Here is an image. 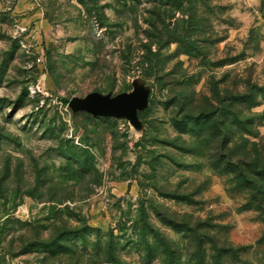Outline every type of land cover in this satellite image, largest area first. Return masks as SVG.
Instances as JSON below:
<instances>
[{
    "label": "rangeland",
    "instance_id": "rangeland-1",
    "mask_svg": "<svg viewBox=\"0 0 264 264\" xmlns=\"http://www.w3.org/2000/svg\"><path fill=\"white\" fill-rule=\"evenodd\" d=\"M163 1L0 0V264H264V0L199 4L195 52ZM134 89L137 125L68 106Z\"/></svg>",
    "mask_w": 264,
    "mask_h": 264
},
{
    "label": "trees",
    "instance_id": "trees-1",
    "mask_svg": "<svg viewBox=\"0 0 264 264\" xmlns=\"http://www.w3.org/2000/svg\"><path fill=\"white\" fill-rule=\"evenodd\" d=\"M205 3H206V0H164L163 2H161V4L169 5L170 7H172L171 16L174 14V11L178 10V9L183 10V14L186 15V20L184 21L185 24H186L185 27H184V33H185L184 35H185L186 38H189V39H186V40L185 39L184 40L175 39L174 40V42H177L180 45V47H182V49L184 51H188V52L200 51L199 47L197 46V43H196L197 39H190V37L192 36L194 30H198V29H195V28H198V26L201 25L204 22V20H205L204 16L200 15L198 13V10H199L198 5L199 4H205ZM158 14H160V13H158ZM144 75L152 76V74L147 73V72L144 73ZM142 111L138 112V116L141 114ZM223 112H224L223 110L220 111V113L218 115L219 118H221L224 115ZM190 118L193 119V120H197V121L198 120H201V121L203 120V122H207L209 120V118H210V115H209V113H202V115H200V116L190 115ZM215 122H219L218 119H215ZM222 141H223L222 139H220V141H218L220 146H222ZM225 165L227 166L225 170H227L229 172H238V171H240V173H242V178L246 182L249 181V178H250L251 182H255V183H253L254 186H257V185L260 184L259 185V190H260V187H263V185L260 183V181L257 182V179L255 180L252 177H249V174L250 175L254 174V176H255V173L253 171H252L253 173L249 172V174H247V173L244 174L242 167L238 168V167L234 166V164L231 163L228 160L226 161ZM249 166H252L253 168L260 167L261 171H262V173L260 175L261 176L260 180H264V165L259 166L258 163H254L253 165H249ZM255 178H257V177L255 176ZM245 184H249V183L247 182ZM250 185H252V183H250ZM260 191H259V193H260ZM181 197H184V196H181ZM144 222L145 223L142 225V229H152L148 222H146V221H144ZM149 232L153 235V238L160 243V245L162 247V251H163L166 259L170 260L171 258H173L174 251H173V248L171 247L170 241L168 239H166V237L160 236L161 234L157 230H155L154 232L150 230ZM108 250H109L108 253H107L108 260H110L114 264H120V262L117 259V257L110 251V249H108ZM168 264H174V263L171 262V263H168Z\"/></svg>",
    "mask_w": 264,
    "mask_h": 264
},
{
    "label": "water",
    "instance_id": "water-1",
    "mask_svg": "<svg viewBox=\"0 0 264 264\" xmlns=\"http://www.w3.org/2000/svg\"><path fill=\"white\" fill-rule=\"evenodd\" d=\"M68 106L72 112L84 111L94 117L126 118L133 125H137L138 112L148 106V93L141 89L116 95L91 91L82 97L70 98Z\"/></svg>",
    "mask_w": 264,
    "mask_h": 264
}]
</instances>
